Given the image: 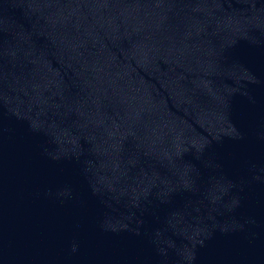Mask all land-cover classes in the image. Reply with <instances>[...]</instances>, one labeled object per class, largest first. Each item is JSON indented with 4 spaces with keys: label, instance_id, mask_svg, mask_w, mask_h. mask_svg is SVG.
Masks as SVG:
<instances>
[{
    "label": "water",
    "instance_id": "water-1",
    "mask_svg": "<svg viewBox=\"0 0 264 264\" xmlns=\"http://www.w3.org/2000/svg\"><path fill=\"white\" fill-rule=\"evenodd\" d=\"M0 59L227 264H264V0H0Z\"/></svg>",
    "mask_w": 264,
    "mask_h": 264
}]
</instances>
